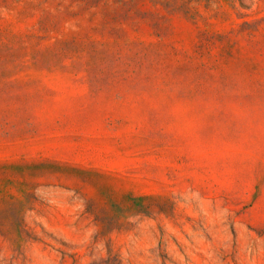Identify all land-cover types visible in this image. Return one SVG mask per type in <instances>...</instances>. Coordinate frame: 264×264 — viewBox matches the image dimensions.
Instances as JSON below:
<instances>
[{
	"label": "rangeland",
	"instance_id": "1",
	"mask_svg": "<svg viewBox=\"0 0 264 264\" xmlns=\"http://www.w3.org/2000/svg\"><path fill=\"white\" fill-rule=\"evenodd\" d=\"M0 264H264V0H0Z\"/></svg>",
	"mask_w": 264,
	"mask_h": 264
}]
</instances>
